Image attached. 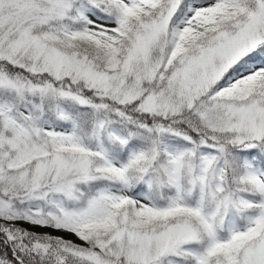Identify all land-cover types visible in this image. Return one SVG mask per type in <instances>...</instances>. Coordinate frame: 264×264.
<instances>
[{
	"label": "snow or ice",
	"instance_id": "snow-or-ice-1",
	"mask_svg": "<svg viewBox=\"0 0 264 264\" xmlns=\"http://www.w3.org/2000/svg\"><path fill=\"white\" fill-rule=\"evenodd\" d=\"M0 264H264V0H0Z\"/></svg>",
	"mask_w": 264,
	"mask_h": 264
}]
</instances>
